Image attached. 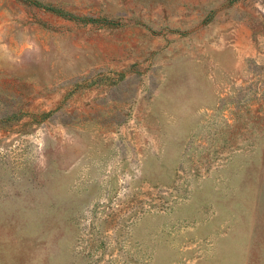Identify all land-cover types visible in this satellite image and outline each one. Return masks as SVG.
<instances>
[{"label":"rangeland","instance_id":"obj_1","mask_svg":"<svg viewBox=\"0 0 264 264\" xmlns=\"http://www.w3.org/2000/svg\"><path fill=\"white\" fill-rule=\"evenodd\" d=\"M0 0V264H264V0Z\"/></svg>","mask_w":264,"mask_h":264},{"label":"trees","instance_id":"obj_2","mask_svg":"<svg viewBox=\"0 0 264 264\" xmlns=\"http://www.w3.org/2000/svg\"><path fill=\"white\" fill-rule=\"evenodd\" d=\"M28 1H30L31 3H33L34 5H36L40 8H44V9L48 10L50 12L57 13L59 15L66 16V17L77 18V16L73 17L72 14L64 11L63 9L57 8V7L52 6V5L43 4L38 0H28Z\"/></svg>","mask_w":264,"mask_h":264}]
</instances>
